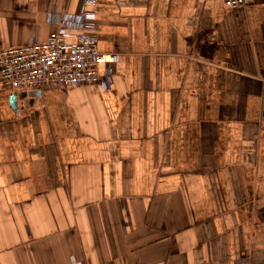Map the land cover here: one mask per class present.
<instances>
[{
	"label": "crops",
	"instance_id": "1",
	"mask_svg": "<svg viewBox=\"0 0 264 264\" xmlns=\"http://www.w3.org/2000/svg\"><path fill=\"white\" fill-rule=\"evenodd\" d=\"M94 1L109 89L0 88V264H264V0ZM82 3L0 0V50Z\"/></svg>",
	"mask_w": 264,
	"mask_h": 264
},
{
	"label": "built area",
	"instance_id": "2",
	"mask_svg": "<svg viewBox=\"0 0 264 264\" xmlns=\"http://www.w3.org/2000/svg\"><path fill=\"white\" fill-rule=\"evenodd\" d=\"M253 0H223L229 10L248 7ZM94 0H83L80 12L67 14L56 8L50 13L54 31L44 42L37 40L0 50V88L41 90L47 86L73 89L97 86L109 89L117 79L110 68L117 55L100 53L95 28ZM105 66L103 75L98 72Z\"/></svg>",
	"mask_w": 264,
	"mask_h": 264
},
{
	"label": "water",
	"instance_id": "3",
	"mask_svg": "<svg viewBox=\"0 0 264 264\" xmlns=\"http://www.w3.org/2000/svg\"><path fill=\"white\" fill-rule=\"evenodd\" d=\"M11 104L14 106V108L16 107V102H17V98H16V96H12L11 97Z\"/></svg>",
	"mask_w": 264,
	"mask_h": 264
}]
</instances>
